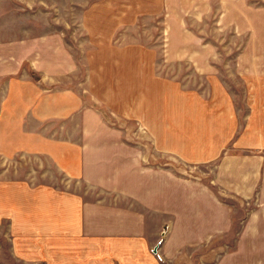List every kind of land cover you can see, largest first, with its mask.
Here are the masks:
<instances>
[{
    "label": "crops",
    "instance_id": "1",
    "mask_svg": "<svg viewBox=\"0 0 264 264\" xmlns=\"http://www.w3.org/2000/svg\"><path fill=\"white\" fill-rule=\"evenodd\" d=\"M150 3L157 5L153 19L164 24L165 51L208 75L215 74L219 53L202 31L215 18L211 8L222 5L213 24L232 25L240 34L225 6L240 13L239 6L255 1ZM224 46L229 53L245 51ZM22 65L0 54V264H264V153H224L220 173L167 172L164 148L149 153L150 145L128 135L148 133L146 126L87 124L84 112L64 105L70 91L43 96L54 108L36 107L45 89L22 74ZM230 65L245 69L264 62ZM27 67L37 68L32 62ZM227 97L234 100L232 93ZM254 97L247 115L252 127L239 138L249 123L229 120L242 127L222 148H264V101ZM124 134L125 140L119 137ZM19 157L29 162L23 166ZM37 159L55 164L62 177L36 169Z\"/></svg>",
    "mask_w": 264,
    "mask_h": 264
},
{
    "label": "rangeland",
    "instance_id": "2",
    "mask_svg": "<svg viewBox=\"0 0 264 264\" xmlns=\"http://www.w3.org/2000/svg\"><path fill=\"white\" fill-rule=\"evenodd\" d=\"M147 1L0 0V54L7 62L21 60L22 74L29 73L45 89L35 100L36 107L54 108L43 96L70 91L64 105L71 112H84L87 124L148 127L144 129L148 133L128 135L150 145L149 153L154 147L164 148L167 172L220 173L224 153H264V148H222L232 145L227 141L242 127L230 126L229 120L249 123L239 136L245 137L252 127L247 115L254 95L259 103L264 101V66L226 67L235 61H245L247 66L253 60L264 62V0L239 6L240 13L232 10L237 6H225L230 9V24L239 21L240 34L232 25L212 23L222 7L213 5L210 12L215 18L202 31L209 37L205 39L219 46V53L212 61L215 74L208 75L189 67V62L175 61L173 52L165 51L164 24L153 19L157 5ZM229 43L245 51L229 53L224 46ZM28 62L37 68L27 67ZM231 93L234 100L227 97ZM79 113L74 120H79ZM119 137L126 139L125 134ZM135 142L133 146L141 147ZM19 161L25 166L29 158L19 157ZM37 162L36 169L62 177L55 164ZM168 229L166 225L162 231ZM158 254L160 258H155L163 263L161 251Z\"/></svg>",
    "mask_w": 264,
    "mask_h": 264
},
{
    "label": "built area",
    "instance_id": "3",
    "mask_svg": "<svg viewBox=\"0 0 264 264\" xmlns=\"http://www.w3.org/2000/svg\"><path fill=\"white\" fill-rule=\"evenodd\" d=\"M159 241H160V240H159ZM153 249H155V246L153 247ZM154 254H155V256H157L158 258H160L158 252L155 251Z\"/></svg>",
    "mask_w": 264,
    "mask_h": 264
}]
</instances>
